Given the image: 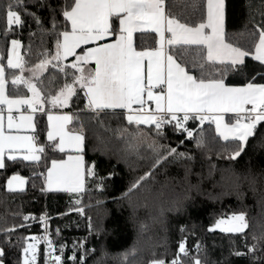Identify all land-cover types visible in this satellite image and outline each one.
I'll return each instance as SVG.
<instances>
[{
  "label": "trees",
  "instance_id": "16d2710c",
  "mask_svg": "<svg viewBox=\"0 0 264 264\" xmlns=\"http://www.w3.org/2000/svg\"><path fill=\"white\" fill-rule=\"evenodd\" d=\"M65 3L0 0V55L6 57L12 39L20 40L26 78L31 74L28 69L44 54L55 53L58 34L67 26L60 14ZM9 4L20 13L23 23L6 31ZM174 5L172 11L188 22L198 23L206 17V0H174ZM261 27L264 0H225L227 42L254 51ZM135 44L138 48L151 47L155 35L137 33ZM192 71L198 74L197 69ZM66 72L49 65L40 80L33 81L42 89L45 101L78 75L72 68ZM13 73L20 74L19 70L6 69L7 94L30 97L25 86L10 83ZM224 79L229 85L264 83V65L246 57L245 63L230 69ZM76 89L77 94L64 108L73 111L70 128L85 137V189L82 193L45 190V172L51 160L66 156L49 144L39 163L7 160L0 169V250L4 253L0 264H23L24 248L32 237L45 231L39 221L43 213L61 264H151L153 260L169 264L177 257L180 243H185L188 252L180 255L181 264H193L195 258L202 264H264V122L241 155L232 160L229 157L239 141H224L211 123L201 125L190 119L191 139L173 125L164 128L163 136H157L145 125H129L123 110L86 109L84 92L79 85ZM44 108L60 107L45 102ZM36 124L38 141L44 143L45 114L37 115ZM170 147L186 155H168ZM93 166L95 174L88 176L87 169ZM15 174L26 178V187L7 191V180ZM137 182L139 187L129 191ZM235 213L246 215L248 227L244 232L209 230L218 219ZM8 229L15 231H5Z\"/></svg>",
  "mask_w": 264,
  "mask_h": 264
},
{
  "label": "snow or ice",
  "instance_id": "6c2138e0",
  "mask_svg": "<svg viewBox=\"0 0 264 264\" xmlns=\"http://www.w3.org/2000/svg\"><path fill=\"white\" fill-rule=\"evenodd\" d=\"M174 6V0L172 3L168 0H66L60 14L67 26L58 34L55 53L44 54L33 69H28L32 72L31 78L23 75L26 61L20 54L21 41L12 39L6 57L0 55V169L5 167L6 158L13 162H40L45 148L37 145L36 136L18 133L23 128L35 130L34 114L45 111V102L53 107L66 106L77 94L76 85L87 97L90 110L124 109L129 125L137 128L145 125L154 129L157 136H163L165 126L173 125L174 130L191 139L194 133L186 126L190 119L198 120L201 125L206 121L214 123L218 136L224 141H239L229 159L239 157L258 125L264 122V83L249 82L243 87H230L224 77L230 69L243 65L249 56L264 65V27L257 30L254 51L245 50L225 39V0H206V17L198 23L178 16L172 11ZM22 23L20 13L12 4L7 5L6 31ZM136 33H154L155 46L138 50ZM106 40L111 42L100 43ZM89 44L95 46L82 48ZM77 49L83 54H77ZM194 49L195 55L192 54ZM70 56L75 57L74 62L64 65L63 60ZM5 59L6 64L3 63ZM90 63L94 64L93 68L87 67ZM49 65L65 75L66 68L75 69L79 75H73L71 83H65L58 94L45 101L42 89L33 81H39ZM217 65L224 67L217 68ZM193 68L198 74H193ZM6 69L19 70L20 74L13 73L10 83L16 87L25 86L30 97L7 94ZM14 111L19 113L18 117L13 115ZM226 113L235 114L234 123L225 122ZM46 114L47 139L51 147L61 153L66 149L83 153V133L67 128L73 117ZM202 143V140L197 141L198 146ZM167 152L168 155H186L172 147L167 148ZM94 174V166L89 167L87 175ZM45 179L48 191H83V155L51 160ZM24 183L21 176L13 175L7 180V191L22 190L20 186ZM137 187L139 182L129 191ZM247 227L246 215L240 213L218 220L215 228L209 230L218 228L222 232L242 233ZM47 243L52 249L51 241ZM36 247L35 243H29L24 248L23 264H35ZM178 247L177 257L169 264H181L180 255L188 254L185 243ZM3 255L0 250V256ZM60 261L61 256H55L54 264ZM151 264H165V261L153 260ZM193 264L202 262L195 258Z\"/></svg>",
  "mask_w": 264,
  "mask_h": 264
},
{
  "label": "crops",
  "instance_id": "0c3cea01",
  "mask_svg": "<svg viewBox=\"0 0 264 264\" xmlns=\"http://www.w3.org/2000/svg\"><path fill=\"white\" fill-rule=\"evenodd\" d=\"M137 34V33H136ZM136 34H135V36H136ZM154 34V33H153ZM155 35V34H154ZM156 36H155V41H156ZM226 39V38H225ZM108 42H111L110 40H106V41H101L100 43H108ZM95 45L94 44H89V45H84V46H82V48H88V47H94ZM155 46V44L153 45V46H151V47H145V48H152V47H154ZM143 47H140V48H138L137 47V49L138 50H140V49H142ZM76 52H77V54H80V55H82L83 54V52H82V50L81 49H77L76 50ZM67 59H71V61H72V63L74 62V60H75V57H72V56H70V57H68ZM66 60V59H65ZM87 67L88 68H93L94 67V64H88L87 65ZM39 74V73H38ZM78 75H79V73H78ZM29 78H31V76H29ZM226 83V82H225ZM227 84V83H226ZM228 86H230V87H243V86H245V85H229V84H227ZM10 97H15V96H10ZM86 105H85V107H86V109H88V110H90L88 107H87V97H86ZM70 104V101H69V103L66 105V106H60V108L59 109H55V110H47L45 113H43V114H45V118H46V123H47V125H46V127H47V130H46V133H45V142L44 143H41V142H39L38 141V138H37V133H36V131H37V124H36V117H37V115L39 114L38 112H36L35 114H34V123H35V130L33 131L32 129H28V128H23V129H21L20 131H19V133L18 134H20V135H35L36 136V138H37V145L38 146H40V147H44V148H46V145H51V142H49L48 141V139H47V131L49 130V128H48V119H47V114L46 113H48V114H52V115H70V116H72L73 115V111H71V110H68V109H65L64 107H67L68 105ZM151 107L152 108H154L155 107V105L154 104H152L151 105ZM105 110H108V109H105ZM115 110H123L125 113H126V115H127V111L126 110H124V109H115ZM22 111H24L23 109H22ZM92 111V110H91ZM25 114H28L27 112H25ZM6 109H5V117H6ZM13 115H15V116H19V113H17V112H13ZM234 113H226V114H224V116H225V122H229V123H234L235 122V119H234ZM213 126H214V128H215V130H216V127H215V124L214 123H211ZM67 128H68V130L69 131H73V132H79V131H74V130H72L71 128H70V124H68V126H67ZM47 143V144H46ZM66 156L63 158V159H67L68 158V155H79V154H82V153H77V152H75L74 150H71V149H66ZM42 156V155H41ZM84 158V157H83ZM7 161V158L5 159V162ZM30 162V161H29ZM50 166H51V163H50ZM49 166V167H50ZM48 167V168H49ZM47 168V169H48ZM15 175H18V174H15ZM46 175H47V170H46V172H45V177H46ZM85 175H86V165H85ZM13 176V175H12ZM12 176H10V178L12 177ZM19 176H21V175H19ZM24 180H25V183L23 184V185H21L20 186V188L21 189H24L25 187H26V184H27V180H26V178L24 177V176H21ZM9 178V179H10ZM45 190H47V185H46V179H45ZM84 189H85V186H84ZM84 189H83V191H84ZM48 191V190H47ZM83 191H80V192H72V193H82ZM42 250V249H41ZM41 255H42V251H41ZM41 260H42V258H41ZM44 263V262H43Z\"/></svg>",
  "mask_w": 264,
  "mask_h": 264
},
{
  "label": "built area",
  "instance_id": "2783aa9c",
  "mask_svg": "<svg viewBox=\"0 0 264 264\" xmlns=\"http://www.w3.org/2000/svg\"><path fill=\"white\" fill-rule=\"evenodd\" d=\"M250 107V106H249ZM38 113H45V111H37ZM236 118V116L234 115V119ZM207 122V121H206ZM208 123H211V122H208ZM166 128V126H165ZM39 221L41 222V224L43 225V228H44V233L40 236H38V241H39V244H40V247L42 249V259H43V264H54V258L55 256H57L56 252H55V249L53 247V244H52V249H49V245L47 243L48 240L51 241V239L49 238V235L46 231L47 229V215L45 213H43L41 215V218L39 219ZM50 252H51V255H50Z\"/></svg>",
  "mask_w": 264,
  "mask_h": 264
},
{
  "label": "rangeland",
  "instance_id": "374dc122",
  "mask_svg": "<svg viewBox=\"0 0 264 264\" xmlns=\"http://www.w3.org/2000/svg\"><path fill=\"white\" fill-rule=\"evenodd\" d=\"M34 68V67H33ZM32 68V69H33ZM38 74V73H37ZM30 76L32 77V72H31V74H30ZM190 121V120H189ZM189 121L187 122V127H188V123H189ZM189 129V128H188ZM189 130H191V131H193L192 129H189ZM149 139V138H148ZM235 214H240V213H235ZM232 215H234V214H232ZM232 215H230V216H232ZM230 216H228V217H230ZM228 217H222V218H220V219H227ZM220 219H218V220H220ZM217 220V221H218ZM216 221V222H217ZM216 224V223H215ZM215 224L214 225H212L211 227H210V229H212V228H215ZM214 231H220L218 228H216ZM222 232V231H221ZM37 238V237H36ZM29 243H35L36 244V260H35V264H40V262H41V258H42V255H41V247H40V244H39V241H38V238L37 239H35V240H31V241H29L28 242V244ZM28 244H27V246H28ZM28 258H29V260H31V252H29L28 253ZM25 259V254H24V257H23V260ZM62 263V260L60 261V264Z\"/></svg>",
  "mask_w": 264,
  "mask_h": 264
}]
</instances>
